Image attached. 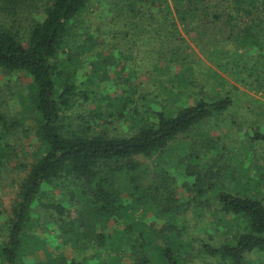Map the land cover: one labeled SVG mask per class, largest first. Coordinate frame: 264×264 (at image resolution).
Listing matches in <instances>:
<instances>
[{"label":"trees","instance_id":"trees-1","mask_svg":"<svg viewBox=\"0 0 264 264\" xmlns=\"http://www.w3.org/2000/svg\"><path fill=\"white\" fill-rule=\"evenodd\" d=\"M93 1L50 0L45 19L31 27L25 42L0 28V70L25 73L31 79L26 86L28 95L21 89L18 95L26 104L21 114L16 118L7 115L1 112L4 108L0 104V186L7 184L10 172L15 171L13 130L32 129L40 140L10 212L0 206V215H6L0 222V264H251L247 257L252 252L264 255L263 201L216 188L223 216L212 212L223 217L217 222L220 238H225L216 244L209 233V238L200 240L193 233L197 224L192 227L184 219L187 210L176 197V178L159 162L174 163L175 170L194 167L196 171L189 176H196V183L201 180L206 163L202 160L212 152V145L181 138H190L197 127L226 113L234 99L226 95L215 101L199 96L191 100L187 91L170 90L165 81L156 79L165 85V96L173 95L167 97L174 102L170 109L146 104L143 111L147 120L138 119L140 126L133 136L111 138L103 134L99 129L105 117L102 108L93 113L83 110L93 101L100 105L105 100L119 111L108 116L119 121L132 119L126 105L131 99L123 98L124 94H101L98 79L108 75L103 67L107 57L102 54L97 57L100 64L91 62L93 70L87 82L78 80L80 56H89L87 49H95L100 42L89 33L78 37L80 40L74 29ZM7 2L13 8L21 5L19 0ZM119 3L128 18L151 20L155 33L165 25L173 30L167 41L172 43L170 38H176L178 51H169L174 59L166 58L165 51L159 52L168 66L157 63L153 71L164 75L170 64L180 60L177 56L183 51L180 45L184 39L178 26L182 25L187 33H196L204 52L216 60L219 69L244 83L251 78L253 86L264 88V0ZM205 39L210 44H202ZM172 79L190 90L184 74ZM3 98L0 95V101ZM85 113L88 115L83 116ZM30 120L34 124H28ZM252 140L264 144V134L255 132ZM170 150L180 151V155L170 160L166 156ZM138 156L155 158L158 164L154 171L136 160ZM150 176L160 185L150 183ZM206 196L209 199L207 191L198 190L195 199L201 203L207 201ZM42 214L58 226L55 240L69 256L52 253L37 232L40 217L34 216Z\"/></svg>","mask_w":264,"mask_h":264},{"label":"rangeland","instance_id":"rangeland-1","mask_svg":"<svg viewBox=\"0 0 264 264\" xmlns=\"http://www.w3.org/2000/svg\"><path fill=\"white\" fill-rule=\"evenodd\" d=\"M19 1L21 5L13 8L14 5L7 0H0V28L12 31L25 42L31 27L45 19L50 0ZM119 1L94 0L82 18L76 22L74 26L76 38H82L89 33L98 36L100 41L95 49H87L89 56L83 54L80 56L82 65L78 72V80L86 83L88 75L93 70L91 62L95 60L96 64H100V60H97L98 55L106 56L107 62L103 67L108 75L106 78L98 79L100 92L105 96L124 94L123 98L130 97L131 100L126 105L130 109L132 119L128 117L119 121L108 116L111 112L119 114V111L115 109L113 103L110 104L105 100L100 105L93 101L83 111L93 113L94 110L102 108L105 117L99 122V129L108 137L123 138L134 135L135 128L140 126L138 119L147 120V114L143 111L146 104H157L158 109L162 107L163 110H169L173 105L174 102L167 100V97L173 98V95L170 93L165 96L163 92L165 85L157 83L156 79L160 82L165 81L166 87L170 90L180 91L179 93L187 91L191 100L198 96L208 101H215L226 95L232 97L234 104L226 113L210 119L204 126L197 127L192 131L190 138H181L182 141L196 140L199 145L203 142L212 145V152L202 160L206 163L203 169L204 177L200 178L201 180L196 183L197 177L189 176L188 173L196 171L194 167L189 166L187 170L180 167L175 170L174 163L171 164L165 159L159 160L163 168L165 166L164 169L176 178V197L186 205L187 210L184 219L192 227L197 224V228L193 230L194 235H199V239L202 240L209 238L210 233L214 243L219 244L225 237L220 238L221 227L217 222L218 218L223 217H217L212 212L215 211L223 216L222 207L215 198L216 188L233 195L257 198L264 203V144L252 140L255 132L264 134V88L253 86L251 78L245 79L244 83L239 80L241 78H233L229 72L219 69L216 60H211L210 54L204 52L206 49L202 48L196 33H187L182 25L178 26L180 35L184 39L180 45L183 51L181 50L177 56L180 60L170 64L171 69L164 75L153 71L157 63L163 67L168 66L164 57L159 58V52L165 51L169 55V51L173 53L178 51L176 38H170L172 43L167 41V36L173 30L165 25L155 33L156 29L151 28L153 26L151 20L145 18L138 21V18L134 19L132 16L128 18L125 15L128 12L123 9ZM214 38L213 36V42H215ZM201 43L210 44L206 39ZM71 54L75 55V52L71 51ZM165 57L172 58L166 54ZM180 73L185 75L190 90H185L184 83L172 81V78ZM30 82L31 79L25 73H6L0 70V95L4 96L0 101L4 108L1 112L16 118L24 111L23 107L26 104H22L18 95L20 89L24 96L28 95L26 86ZM87 115L88 113H85L83 116ZM27 123L33 122L30 120ZM13 134L11 142L14 145L15 159L12 169L15 171L12 174L10 172L9 182L0 186V206L7 213L10 212L17 198L20 180L27 175L31 153L40 144L37 133L32 129L16 128ZM197 134H200L202 139L198 138ZM217 145L220 148L219 153H217ZM168 152L166 156L170 160L180 155V151ZM136 160L152 171L158 164L155 158L149 160L145 156H138ZM150 180L152 183V176ZM152 184L160 185L156 182ZM198 190L207 191L209 199L206 196L207 201L199 203L195 199ZM67 206L70 204L67 203ZM42 215V217L34 216L40 217L37 232L39 231L47 242L52 253L57 255L64 253L67 257L65 248L60 247L55 240L58 226L47 215ZM5 216L0 215V222H3ZM227 219L233 221L232 216H227ZM227 219L226 222H229ZM229 224L233 225L234 222ZM247 259L251 264H264V255L259 251L252 252Z\"/></svg>","mask_w":264,"mask_h":264}]
</instances>
